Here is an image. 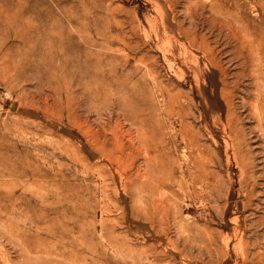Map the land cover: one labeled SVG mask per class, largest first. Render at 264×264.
Returning <instances> with one entry per match:
<instances>
[{
    "label": "rangeland",
    "instance_id": "374dc122",
    "mask_svg": "<svg viewBox=\"0 0 264 264\" xmlns=\"http://www.w3.org/2000/svg\"><path fill=\"white\" fill-rule=\"evenodd\" d=\"M261 63L264 0H0V264H264Z\"/></svg>",
    "mask_w": 264,
    "mask_h": 264
},
{
    "label": "bare ground",
    "instance_id": "6f19581e",
    "mask_svg": "<svg viewBox=\"0 0 264 264\" xmlns=\"http://www.w3.org/2000/svg\"><path fill=\"white\" fill-rule=\"evenodd\" d=\"M261 51H262V50H261ZM258 61H259V60H258ZM255 62H256V61H255ZM251 64H253V62H252ZM257 64H260V63H257ZM261 64H262V63H261ZM252 66H253V65H252ZM242 68H243V67H242ZM258 69L261 70V73L259 72V73H260L259 76L261 77L262 74L264 73V64L258 66ZM241 71H242V70H241ZM259 76H258V77H259ZM251 77H252V74H251ZM263 77H264V74H263ZM263 77H262V80L264 79ZM253 78L256 79V77H253ZM253 80H254V79H253ZM260 80H261V79H260ZM262 80H261V81H262ZM255 81H256V80H255ZM255 81H254V82H255ZM263 81H264V80H263ZM256 83H258V82H256ZM257 85H258V84H257ZM263 85H264V84H261L262 87H263ZM258 86H260V84H259ZM258 86H257V89H256L257 91H258ZM263 91H264V88H263ZM259 93H260V92H258V94H259ZM258 94H256L255 96H257ZM258 97H259V96H258ZM262 98H263V97H262ZM262 98H261V100H262ZM256 99H258V98H256ZM261 100H260V101H261ZM258 101H259V100H258ZM260 101H259V102H260ZM262 101H263V100H262ZM260 104H261V103H260ZM254 105H255V104H254ZM260 106H261V105H260ZM257 108H258V107H257ZM261 108H263V110H264V107H263V106H262ZM254 110H255V112H253V114H257V110L259 111V108H258L257 110H256V109H254ZM261 113L264 114V111L261 112ZM263 114H262V116H263ZM258 115H259V116H257V117H260V113H258ZM234 116H235V114L233 115V117H234ZM262 118H263V117H262ZM260 119H261V117H260ZM260 119H258V120H260ZM233 120H234V119H233ZM259 122H260V121H259ZM261 122H262V120H261ZM235 124H236V123H235ZM239 124H240V123H239ZM239 124H238V125H239ZM260 124H261V123H260ZM258 125H259V124H258ZM228 126H229V124H228ZM229 127H230V126H229ZM259 127H260V126H259ZM230 128H231V127H230ZM260 128H261V127H260ZM231 129H232V128H231ZM231 131H232V130H231ZM233 131H234V130H233ZM243 131H244V130H243ZM238 132H240V131H238ZM263 132H264V129H263ZM235 134H236V133H235ZM240 134H241V133H240ZM241 135H242V134H241ZM239 136H240V135H239ZM239 136H237V137H239ZM230 138H232V137H230ZM235 138H236V137H235ZM241 138H242V137H241ZM241 138H240V139H241ZM236 140H237V139H236ZM236 140H235V141H236ZM238 140H239V138H238ZM232 141H233V139H232ZM235 143H237V141H236ZM238 143H239V141H238ZM236 145H237V144H236ZM239 145H240V144H239ZM239 145H238V146H239ZM241 145H242V144H241ZM233 148H234V147H233ZM238 151H239V150H238ZM206 185H207V184H206Z\"/></svg>",
    "mask_w": 264,
    "mask_h": 264
}]
</instances>
